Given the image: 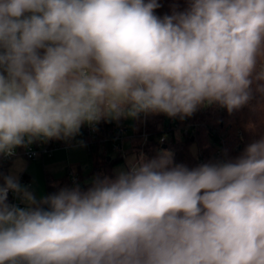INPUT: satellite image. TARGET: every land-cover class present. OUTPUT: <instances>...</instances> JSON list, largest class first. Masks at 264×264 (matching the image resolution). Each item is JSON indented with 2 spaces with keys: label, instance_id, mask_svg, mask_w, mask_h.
<instances>
[{
  "label": "clouds",
  "instance_id": "obj_1",
  "mask_svg": "<svg viewBox=\"0 0 264 264\" xmlns=\"http://www.w3.org/2000/svg\"><path fill=\"white\" fill-rule=\"evenodd\" d=\"M184 2L160 17L159 0H0V156L102 119L246 105L264 0ZM128 165L39 198L22 161L0 172V264H264V136L194 168L168 151Z\"/></svg>",
  "mask_w": 264,
  "mask_h": 264
},
{
  "label": "trees",
  "instance_id": "obj_2",
  "mask_svg": "<svg viewBox=\"0 0 264 264\" xmlns=\"http://www.w3.org/2000/svg\"><path fill=\"white\" fill-rule=\"evenodd\" d=\"M159 3L161 7L155 12L160 17L171 15L174 9L183 10L186 7L184 0H159ZM257 83L252 85V98L249 102L231 113L218 104H212L199 108L183 119L179 116L169 117L164 113L146 114L145 119L141 114L135 117L139 123V131L136 133L148 134L146 142L136 146L139 156L143 154L147 160H151L162 151H168L172 153L174 164H184L189 168L210 160L239 156L248 144L264 136V93L257 91ZM113 122L102 119L103 130L110 132ZM89 147L103 149L96 154L90 179L87 180L81 171L77 181L68 173L58 178L47 174L46 195L66 186L79 185L82 190H86L97 176L114 179L118 175L113 167L123 160V156L112 155L108 159L109 146L95 144Z\"/></svg>",
  "mask_w": 264,
  "mask_h": 264
},
{
  "label": "rangeland",
  "instance_id": "obj_3",
  "mask_svg": "<svg viewBox=\"0 0 264 264\" xmlns=\"http://www.w3.org/2000/svg\"><path fill=\"white\" fill-rule=\"evenodd\" d=\"M117 121V120H111ZM119 124L126 128L124 137V146L126 149H132V153L123 155V160L116 163L113 170L116 174L121 171H128V161L132 157L139 159V152L136 146L142 144L144 136L137 134L139 131V123L136 118L133 117H121ZM102 148H90L88 144H81L77 137L70 138L62 142L61 145L56 147L53 152L45 154L42 158L28 161L24 157H16L10 164L9 172L14 170V166L17 161L23 162L24 170L18 173V176L23 172H26L30 176L29 185L21 183L22 185L28 186L30 190L36 195L37 198L47 194L46 187V175L53 173L56 177H62L65 175L68 167L82 172L83 176L87 180L90 179V173L93 165L96 162V154L102 151ZM108 156H116L113 151H108Z\"/></svg>",
  "mask_w": 264,
  "mask_h": 264
},
{
  "label": "built area",
  "instance_id": "obj_4",
  "mask_svg": "<svg viewBox=\"0 0 264 264\" xmlns=\"http://www.w3.org/2000/svg\"><path fill=\"white\" fill-rule=\"evenodd\" d=\"M142 117H146V114L141 113ZM112 130L110 132H105L101 126V121L94 124H87L81 126L80 132L75 136L78 138L79 142H84L88 145L100 144L103 146H109L110 151L116 153V155L123 156L132 153V149H126L124 146V137L126 133V128L121 124L113 122ZM144 141L146 142L148 134L144 133ZM164 140V138H162ZM65 140H48V141H35L28 147H19L16 149V155L13 157L0 156V172L5 175L9 174L10 164L16 157H24L28 161L42 158L46 153L51 154L53 150L64 143ZM69 176L77 181L79 178V171L75 169H70L68 172ZM20 183H25L29 185L30 177L23 172L19 176ZM2 182V181H0ZM9 201L12 203L19 204L21 207L24 205L19 201L14 193L9 192Z\"/></svg>",
  "mask_w": 264,
  "mask_h": 264
},
{
  "label": "crops",
  "instance_id": "obj_5",
  "mask_svg": "<svg viewBox=\"0 0 264 264\" xmlns=\"http://www.w3.org/2000/svg\"><path fill=\"white\" fill-rule=\"evenodd\" d=\"M70 169H72V168L68 167L67 170H66V173H65V174H67V172H68ZM78 170H79V172H80V169H78ZM49 175H52V176L56 177L53 173H51V174H49ZM29 177H30V176H29ZM57 178H58V177H57Z\"/></svg>",
  "mask_w": 264,
  "mask_h": 264
},
{
  "label": "water",
  "instance_id": "obj_6",
  "mask_svg": "<svg viewBox=\"0 0 264 264\" xmlns=\"http://www.w3.org/2000/svg\"><path fill=\"white\" fill-rule=\"evenodd\" d=\"M108 159H111V156H108Z\"/></svg>",
  "mask_w": 264,
  "mask_h": 264
}]
</instances>
